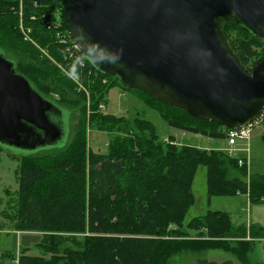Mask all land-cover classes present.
<instances>
[{
	"label": "trees",
	"instance_id": "16d2710c",
	"mask_svg": "<svg viewBox=\"0 0 264 264\" xmlns=\"http://www.w3.org/2000/svg\"><path fill=\"white\" fill-rule=\"evenodd\" d=\"M57 1L22 0L21 16L20 11L0 10V16L6 17L2 29L7 33L5 44L0 43V49L6 55L8 50H17L32 58L39 72L56 75V68L41 56L35 45L45 47L53 59L62 63L65 69L79 75L82 84L89 87L95 112L105 95L99 98L95 94L103 88L90 84L114 76L99 73L83 56L86 63L83 71L69 59L65 46L56 41V31L67 34L57 23ZM1 2L10 4L7 0ZM231 22L251 42L259 40L264 44V39L252 36L234 20ZM231 22L223 21L222 27ZM226 41L241 65L247 70L252 69L247 67L252 46L246 42L230 41L228 38ZM12 60L16 64V71L20 73L16 61ZM25 77L39 91L40 86L36 84L38 82L31 75ZM69 79L66 80L67 85L77 94L74 102H84L86 108L85 91L78 92L76 86H80L70 77ZM40 93L61 109L67 110L70 115L73 114L64 105L66 97L50 92L47 87L46 93ZM149 98L157 106L148 105L159 112L170 126L213 139H226L229 129L193 118L180 108ZM163 108L168 109V112ZM98 115L101 114L94 116V119L105 117ZM131 123L128 120L125 126L127 139L118 138L107 155L90 152L86 157L85 142L73 154L69 153L71 147L67 148L64 155L68 156L58 163L56 176H51L45 168L36 164L39 152L22 157L17 209L8 220L15 231L39 233L36 248L42 254L29 255V248L20 249L17 254L19 256L14 257L18 259V264H169L172 256L179 251L200 249L199 240L182 239L189 235L183 223L187 211L194 203L192 184L199 167L207 170L209 195L236 196L238 192H243L246 195L249 193L250 202L264 200V176L250 174L248 185L246 176L241 173L243 169L239 166L238 159L228 156L220 149L200 150L190 146L178 148L175 144H165L149 122L137 119L134 125L136 131L133 126L131 128ZM204 124L212 125L214 133L198 128ZM170 140L173 141L174 138L171 137ZM62 150L64 147L40 152L62 153ZM61 172L69 173L72 177L65 180L61 178ZM233 172L238 175L234 176ZM50 177L64 181L61 184H44ZM188 227L192 230L200 229L199 235L202 238L206 235L208 239H217L229 236L234 225L227 213L209 211L205 217L194 218ZM240 229L242 233L239 237L250 235L253 238H264L263 228L250 227L249 233L245 227ZM64 233L88 235L82 236L83 243H80L76 238H64ZM69 244L75 245L78 250H71ZM241 245L243 246L242 243ZM237 251L238 248L234 249V254ZM198 264L235 263L200 260Z\"/></svg>",
	"mask_w": 264,
	"mask_h": 264
},
{
	"label": "water",
	"instance_id": "95a60500",
	"mask_svg": "<svg viewBox=\"0 0 264 264\" xmlns=\"http://www.w3.org/2000/svg\"><path fill=\"white\" fill-rule=\"evenodd\" d=\"M56 19L99 73L128 89L231 130L264 112V56L248 71L222 32L234 20L264 39V0H58ZM69 120L0 49V150L63 148Z\"/></svg>",
	"mask_w": 264,
	"mask_h": 264
},
{
	"label": "rangeland",
	"instance_id": "374dc122",
	"mask_svg": "<svg viewBox=\"0 0 264 264\" xmlns=\"http://www.w3.org/2000/svg\"><path fill=\"white\" fill-rule=\"evenodd\" d=\"M7 1H10V4H8V2H1L0 0V10H3L4 12H12L13 10L20 11L21 16L23 7L22 0ZM5 18L6 17L3 15L0 16L1 44H5L4 40H6L5 37L7 34L2 29V23L6 21ZM50 23L52 26V22ZM223 29L225 38L227 37L230 41L237 40L240 42H246L252 46V52L247 67L253 68L256 62L264 56V44L259 40L251 42L240 33L239 29L232 22L224 25L222 31ZM55 34L58 35L59 33L56 31ZM60 34L63 35L62 33ZM66 36L69 43L73 44L68 34H66ZM64 40L65 39L61 37V41ZM56 41L60 42L58 39H56ZM64 46L65 53L69 56L71 52L70 47L65 44ZM35 48H38L41 52V56L48 59L52 66L56 68V75L53 73L45 74L39 72L35 67L36 62L32 58L24 56L17 50H8L7 56L16 61L20 73H24V76L31 75V77L38 82L36 84H39L40 88L38 87V89L40 92L46 93L47 87L50 92H54L60 97H66L67 102L64 105L69 110L73 111V114L70 115V130L68 131L65 142L66 144L63 146V152H39L36 155V157H38L36 159V164L39 167L45 168L51 176H56L58 174L57 165L64 160V157L68 156L67 154H65L66 156L64 155L67 148L71 147L69 153L72 152L73 154L77 148L85 142L86 157L89 156L90 152L102 155L109 154L112 144L118 138L124 140L127 139L128 134L125 131V126L128 120L133 124L131 125V128L132 126L134 127L137 119L149 122L153 125L156 135L159 139L163 140V142H166L165 144H175L178 148L190 146L200 150L220 148L221 151L227 154V149H229V147L226 139H213L201 134L183 131L180 128L170 126L159 112L148 105L150 104L152 107H156L157 105L152 102L153 100L141 92L127 89L117 78L114 77L103 79L106 80V82H103L102 80L101 82L90 84V86L96 84L100 89L103 88L98 91L99 93L96 92L95 94L99 96V98L100 96L102 97L105 95V98L103 99L104 101H100L97 105L96 113L92 108L93 102L89 95V93H91L89 87H86L83 84L80 85L79 88L76 86L78 92L85 91L87 95L85 102L86 108H84V102L79 104L74 102L75 99H77V94L75 95V91H71V87L67 85L68 82H66V80L69 79V76L64 65L53 59L45 47L36 44ZM85 68L86 64L80 69L83 71ZM251 70L252 69L248 71ZM164 111L168 112V109H164ZM97 114H101L98 116L105 117L94 119V116H97ZM122 117L126 119H121ZM263 121L264 113L257 118L256 123L251 127L250 140L248 142L242 140L239 141L235 147L238 151L232 156L234 159L245 160V165L242 166L243 171L240 172L246 176L245 179L248 185L250 183L251 171L253 174L264 176ZM198 128L209 133H214L215 131L212 128V125L209 124H204V126H199ZM133 129L136 131L135 127ZM142 136L144 137V135ZM129 137L131 138V135ZM171 137L174 138L173 141L170 140ZM84 146H82V149H84ZM248 148L249 151L247 150ZM25 154L27 153L9 149L0 150V264H18V259H15L14 257L19 256L17 254L20 253V248H29V255L40 256L42 254L39 249L36 248V244L40 238L38 234L31 236L29 234H22L20 237V235L13 230L8 220L13 216L17 209L19 173L22 166V157H24L23 155ZM79 154H82V152ZM233 175L237 176L238 174L233 172ZM69 177H72V175L66 172H61V178L66 180ZM63 181L64 180L50 177L44 184H48L49 182L61 184ZM192 192L194 203L187 211L183 223L184 228H186L189 235L186 238L184 237L185 239H182L190 241L199 240L198 243H200L201 246L200 249L182 250L177 252L172 256L169 264H198L200 260L218 263L233 261L236 264H244L239 260L242 259V254H237L236 257L233 250L238 248L239 243L237 242H243L244 238L238 236L242 233L240 229L241 227H245L247 233H249L250 227L264 229V200L250 202L248 197L249 193L246 195L243 192H238L236 196L209 195L207 170L205 167H199L197 169L192 184ZM209 211H221L230 215L234 228L230 230L231 234L226 236L229 238L208 239L205 235L203 236L204 239L202 238V235H199V232H201L200 229H189L188 224L194 218L205 217ZM247 219L249 220V223H247ZM241 222L247 223L248 226ZM84 235L88 234H62L64 238H76L80 243H83L84 238L82 236ZM247 237L248 236H246L245 239ZM69 246L71 250H78L73 244H69ZM251 247L246 252L247 260L249 256V261L251 263H256L258 261L263 262L264 252L260 245H257L255 249ZM238 252L241 253V250Z\"/></svg>",
	"mask_w": 264,
	"mask_h": 264
},
{
	"label": "built area",
	"instance_id": "2783aa9c",
	"mask_svg": "<svg viewBox=\"0 0 264 264\" xmlns=\"http://www.w3.org/2000/svg\"><path fill=\"white\" fill-rule=\"evenodd\" d=\"M32 19L34 20L35 18L33 17ZM57 37H58V40L61 42V44H63V45L65 44L68 47H70V51L71 52H70V55L68 56L69 59H71L75 63V65L77 66V68H79V69L80 68H83L84 67V64H86V63H85L84 59L82 58L81 53L76 48V46L74 44H70L69 43V41L67 40V36L66 35L63 36V35H61L59 33L57 35ZM61 37L64 38L65 40L64 41H61ZM67 72H68L67 73L68 76L76 84H78L79 86L82 85V78L79 75H77L75 72H72V71H69V70H67ZM103 82H106V80H103ZM255 123H256V121H254L253 123H251L247 127L241 128L239 130H231V129L228 130L227 136H226L227 144H228V147H229V149H227L228 156L232 157L233 154H235V152L238 151L237 149H235V147H236V145H237V143L239 141L242 140V141L248 142L250 140V137H251V135H250L251 134V127ZM238 163H239V166L242 167V166L245 165L244 164L245 163V160L238 159Z\"/></svg>",
	"mask_w": 264,
	"mask_h": 264
},
{
	"label": "crops",
	"instance_id": "0c3cea01",
	"mask_svg": "<svg viewBox=\"0 0 264 264\" xmlns=\"http://www.w3.org/2000/svg\"><path fill=\"white\" fill-rule=\"evenodd\" d=\"M213 149H217V150H219L220 148H213ZM206 150H212V149H206ZM248 151H249V148L247 149ZM228 154V153H227ZM251 165V164H250ZM251 171V170H250ZM251 174H253L252 173V171L250 172ZM248 220V219H247ZM241 223H243V224H245L246 226H248V224L247 223H249V220L247 221V223H244V222H241ZM261 227V226H260ZM14 230V229H13ZM15 231V230H14ZM15 232H17V234L18 235H20V237L22 236V234H29L30 236L31 235H37V234H39V233H36V232H20V231H15ZM237 243H239L238 244V251H240L241 250V253H239L238 251H237V254H242V259H239L242 263H244V264H264V261L263 262H261V261H258V262H256V263H251L250 261H249V256H248V260H247V256H246V252H247V250L251 247V248H253V249H255V247L257 246V245H260V247L262 248V250H263V252H264V238H253V237H251L250 235H248V237L245 239H243V242H237ZM241 243L243 244V246L241 245ZM245 247V248H244ZM21 249V248H20ZM253 251V250H252ZM237 254H234L235 256L237 255ZM237 257V256H236ZM236 264V263H235Z\"/></svg>",
	"mask_w": 264,
	"mask_h": 264
},
{
	"label": "bare ground",
	"instance_id": "6f19581e",
	"mask_svg": "<svg viewBox=\"0 0 264 264\" xmlns=\"http://www.w3.org/2000/svg\"><path fill=\"white\" fill-rule=\"evenodd\" d=\"M16 9V8H15Z\"/></svg>",
	"mask_w": 264,
	"mask_h": 264
}]
</instances>
